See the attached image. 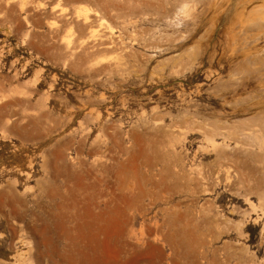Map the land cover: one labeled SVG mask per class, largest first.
<instances>
[{
  "label": "rangeland",
  "instance_id": "1",
  "mask_svg": "<svg viewBox=\"0 0 264 264\" xmlns=\"http://www.w3.org/2000/svg\"><path fill=\"white\" fill-rule=\"evenodd\" d=\"M0 264H264V0H0Z\"/></svg>",
  "mask_w": 264,
  "mask_h": 264
},
{
  "label": "bare ground",
  "instance_id": "2",
  "mask_svg": "<svg viewBox=\"0 0 264 264\" xmlns=\"http://www.w3.org/2000/svg\"><path fill=\"white\" fill-rule=\"evenodd\" d=\"M182 1H183V0H182ZM184 2H187V1H184ZM182 3H183V2H182ZM184 5H185V4H184ZM79 8H80V6H79ZM80 10H81V9H80ZM88 11H89V10H88ZM82 13H83V12H82ZM86 15H87V14H86ZM86 15H85V16H86ZM79 16H80V15H79ZM81 17H82V16H81ZM87 17H88V15H87ZM87 17H86V19H87ZM88 18H89V17H88ZM84 20H85V19H84ZM99 24H100V23H99ZM94 25H95V24H94ZM96 26H97V25H96ZM93 27H94V26H93ZM101 29H102V28H101ZM101 29H100V30H101ZM86 30H87V29H86ZM95 30H97V28H96ZM95 30H94V31H95ZM91 31H92V30H90L89 32H91ZM94 31H92V32H94ZM89 32H88V33H89ZM86 33H87V32H86ZM107 33H108V32H107ZM107 33H106V34H107ZM95 34H96V33H95ZM96 35H97V34H96ZM90 37H91V36H90ZM93 38H94V37H93ZM93 40H94V39H93ZM87 42H88V41H87ZM107 43H108V42H107ZM113 43H114V42H113ZM74 44H75V43H74ZM84 45H85V44H84ZM109 45H110V43H109ZM111 45H112V44H111ZM106 46H107V45H106ZM104 47H105V46H104ZM107 47H110V46H107ZM95 48H96V47H95ZM105 48H106V47H105ZM112 48H113V47H112ZM107 49H108V48H107ZM92 51H93V50H92ZM86 53H87V52H86Z\"/></svg>",
  "mask_w": 264,
  "mask_h": 264
}]
</instances>
